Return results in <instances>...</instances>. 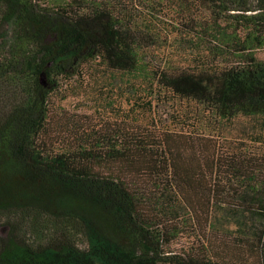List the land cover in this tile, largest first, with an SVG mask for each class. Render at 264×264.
Wrapping results in <instances>:
<instances>
[{
  "label": "trees",
  "instance_id": "16d2710c",
  "mask_svg": "<svg viewBox=\"0 0 264 264\" xmlns=\"http://www.w3.org/2000/svg\"><path fill=\"white\" fill-rule=\"evenodd\" d=\"M175 1L191 27L183 65L152 60L110 0H0V264H264V181L242 149L209 154L140 119L72 148L43 140L52 91L85 65L134 111L156 113L158 95L264 121V0ZM223 206L213 247L166 250L181 220L215 228Z\"/></svg>",
  "mask_w": 264,
  "mask_h": 264
},
{
  "label": "rangeland",
  "instance_id": "374dc122",
  "mask_svg": "<svg viewBox=\"0 0 264 264\" xmlns=\"http://www.w3.org/2000/svg\"><path fill=\"white\" fill-rule=\"evenodd\" d=\"M110 1L125 24L143 34V43L152 60L158 64L171 61L176 65L190 62L188 36L191 27L182 21L186 13L177 1ZM255 55L264 60V48L257 49ZM94 66L85 65L71 79H62L57 89L52 91L49 120L43 137L46 146L55 150L72 148L82 137L90 138L96 133H104L106 129L112 134L109 127L122 123L121 120H127L133 125L140 119L139 125L142 126L152 125L161 132L170 130L174 134L179 132L199 138V148L209 154L242 149L250 156L251 167L258 169L255 171L256 178L264 181V135L258 137L256 134L258 129L264 128L263 118L239 116L231 121L218 122L206 114L197 113V107L191 102L177 98L168 102L158 95L154 102L156 113L150 114L142 107V103L140 106L136 105L137 109L134 111L132 106L120 105L117 92L111 91L110 83L103 80L105 69ZM129 97L132 95H128ZM144 106L147 108V104ZM251 205L259 207L257 204ZM228 209L218 207L213 213L216 217L215 228H196L195 224L191 226L187 222L188 219L181 220L182 225H177L175 236L171 239L168 237L171 241L166 250L183 255L205 246L213 247L216 234L227 229L226 222L229 221L230 213ZM255 210L252 213V225L260 226V212ZM257 210L260 211V208ZM228 228L232 229L233 225Z\"/></svg>",
  "mask_w": 264,
  "mask_h": 264
}]
</instances>
